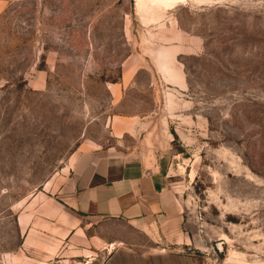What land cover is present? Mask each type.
<instances>
[{
    "label": "rangeland",
    "instance_id": "374dc122",
    "mask_svg": "<svg viewBox=\"0 0 264 264\" xmlns=\"http://www.w3.org/2000/svg\"><path fill=\"white\" fill-rule=\"evenodd\" d=\"M135 68L116 103L111 84ZM114 115L144 117L137 155L179 199L161 247L264 264V0H0V264H103L18 218L81 142H113Z\"/></svg>",
    "mask_w": 264,
    "mask_h": 264
},
{
    "label": "crops",
    "instance_id": "0c3cea01",
    "mask_svg": "<svg viewBox=\"0 0 264 264\" xmlns=\"http://www.w3.org/2000/svg\"><path fill=\"white\" fill-rule=\"evenodd\" d=\"M138 69L123 71L119 83L111 84L110 95L116 103ZM143 120L138 115H114L110 120L111 144L93 139L81 142L45 193L34 196L33 214L29 216L25 210L19 216L24 233L49 230L53 237L44 243L52 251L63 245L64 254L74 259L93 260L92 255L104 253L107 258L103 264L191 262V258L160 246L178 238L179 199L163 166L147 164L137 155ZM127 137L135 139L132 146L124 144ZM138 234L146 241L138 240ZM146 242L156 245L145 249L151 252H137L132 247Z\"/></svg>",
    "mask_w": 264,
    "mask_h": 264
}]
</instances>
